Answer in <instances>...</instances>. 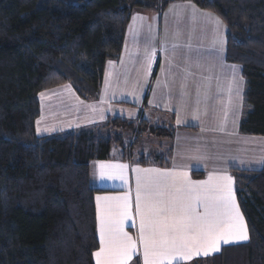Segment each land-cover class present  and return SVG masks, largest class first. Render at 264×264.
<instances>
[{"label":"trees","instance_id":"1","mask_svg":"<svg viewBox=\"0 0 264 264\" xmlns=\"http://www.w3.org/2000/svg\"><path fill=\"white\" fill-rule=\"evenodd\" d=\"M170 1L0 0V264H94L100 191L90 186V162L109 159L115 142L124 157L129 151L102 132L38 136L39 95L68 85L95 100L108 62L121 58L133 11ZM190 1L225 24V62L240 67L246 85L239 130L264 137V0ZM135 124L112 117L105 127L136 138ZM232 174L249 241L193 264H264V167Z\"/></svg>","mask_w":264,"mask_h":264},{"label":"rangeland","instance_id":"2","mask_svg":"<svg viewBox=\"0 0 264 264\" xmlns=\"http://www.w3.org/2000/svg\"><path fill=\"white\" fill-rule=\"evenodd\" d=\"M204 14L218 18L221 22L219 29L214 20ZM221 39L223 50L219 43ZM225 48L226 27L223 21L215 13L200 10L190 0H171L165 8L159 10L136 9L127 27L121 58L118 62H108L97 98L88 101L95 102L99 117L109 110L113 119L119 116L128 122H136L144 110L146 112L143 116L146 118L154 111L153 105L156 102H163L162 108H165L166 100L154 99V94L164 97L168 93H178L192 102L193 108L206 104L214 109L219 108L222 118L220 131L224 130L228 141L234 144V149L241 151V165L261 169L264 167V137L245 136L239 132L241 114L244 112L242 96L245 82L240 77V67L225 62ZM146 50L155 52L150 71L145 57ZM218 77L220 87L216 90L215 81ZM150 92L152 95L147 99ZM178 102L172 101V110H179L182 121L188 117L185 115L188 106L184 99L180 102L185 105ZM55 125L54 129L66 132L62 130L67 125L65 122L58 124V127ZM135 126L137 128V124ZM100 130L113 139L117 135L122 136L125 148L132 141L127 134L124 135L123 130L119 134L107 126H101ZM126 133L132 137L129 130ZM242 136L253 139L255 152H252L251 147L248 149V141ZM143 144H147L146 139L141 140L136 148L132 147L133 157L139 149L142 150Z\"/></svg>","mask_w":264,"mask_h":264},{"label":"snow or ice","instance_id":"3","mask_svg":"<svg viewBox=\"0 0 264 264\" xmlns=\"http://www.w3.org/2000/svg\"><path fill=\"white\" fill-rule=\"evenodd\" d=\"M204 15L214 20L219 29L218 18ZM219 43L223 50V40ZM145 57L150 71L154 50H146ZM198 118V112L193 111L192 119ZM180 123L177 110V124ZM39 124L37 121V133L48 131L42 130ZM128 169L127 164L99 163L93 175L101 182L120 181L127 186ZM131 171L136 174L134 210L127 192L95 198L100 245L93 253L95 264H130L133 257H137L134 264H141V260L142 264H182L193 257L219 253L222 246L249 239L232 176L210 174L206 181H193L185 171L139 167ZM137 219L139 225L134 237L125 231V223L131 221L136 227Z\"/></svg>","mask_w":264,"mask_h":264},{"label":"crops","instance_id":"4","mask_svg":"<svg viewBox=\"0 0 264 264\" xmlns=\"http://www.w3.org/2000/svg\"><path fill=\"white\" fill-rule=\"evenodd\" d=\"M240 77L242 78L241 73ZM215 85L216 90H218V86L220 87V77L216 79ZM42 93L44 94L43 96H41V93L39 95L40 116L38 117V121H40L39 127L42 130L48 129V131H41L40 133H37L38 125L36 122V133L40 137L49 136L53 134V132L63 133V131H61L59 128L54 129L55 124V126L58 127V124H61L63 122L67 124L63 126V128L65 129H62L66 130V132L89 130L94 131L95 133H103V131L100 130V127L105 126L107 120L113 117L112 114L108 113L109 110H107L105 113H101L99 117L98 109L94 107L95 102L81 99L68 85H63L54 89L46 90ZM217 93H220V91L215 92L214 94ZM151 95L152 92L148 94L147 99H149ZM153 97L154 99L163 98L164 100H166L165 108H162L163 102H156V106L153 105V108H155L154 111L150 112L146 118L143 116L146 111H143V114L140 116V118L135 120L137 122H135L137 124V129H140V127L142 126V134L139 137L134 138L133 135L132 137L129 136V134L126 133L127 130L125 128L112 129V131L117 130L116 134H119L121 130H123L122 132H124V135L127 134L128 138L130 137L132 139V141L129 142L128 145L129 154L124 157V150H122V148L115 142L113 144L114 149L112 146L109 159L94 160L90 162V186L93 189L100 191L95 195V198L97 196H121L127 192L130 193V199L134 210L136 174L133 173L131 169L136 167H139L141 169H158L161 171H185L188 173L189 178L193 181H206L209 179L210 174L215 176L226 173L227 175L233 177L234 192L236 190V183L235 178L232 174V169L256 170L251 166L243 167L241 165L239 160L241 157L239 153H241V151H237L236 149H234V144H231L228 141L225 134L223 133L224 130L220 131V122H222V118L220 119L219 108L214 109L208 107L207 104L203 106L199 105L193 108L192 102L188 101L184 96H181L178 93H168L164 95V97L154 94ZM183 99L188 106V111H185V115H188V117L184 118V120H182L180 124H177V111L172 110V101H179L178 104L185 105L184 102H180V100ZM243 110L245 111L244 105ZM193 111L198 112V117L200 116L198 119H192ZM92 113L93 115H90ZM243 113L241 114V119ZM53 121L55 122L54 125L51 124V122ZM152 127H164L165 130H167V133L161 136L153 135ZM241 135L251 136L242 133ZM243 138L248 141V149L251 147L250 149H252V152H255L256 147H253V139L251 140V138L247 137ZM120 139L122 140L121 143L123 144V137L120 136ZM143 139H146L147 144H143L144 147L142 148V150L139 149V152L137 154H134L135 157H133L134 152L132 150V147L135 146L136 148V146ZM245 160H247V158H245ZM99 163H120L129 165L128 185L123 186L120 181L101 182L97 180L94 177L93 172L95 166ZM138 225V219L136 220V227L132 226L131 221H127L125 223V231H127L129 235L135 237L137 234ZM97 237L99 241L98 231ZM248 241L249 239L247 241L237 242L228 246L245 244ZM224 247L227 246H222V249ZM220 252L214 253L208 257L216 256L220 254ZM208 257H193L191 261H185L182 262V264H193L194 260ZM93 259L95 264V258L93 257ZM136 259L137 257H133V261L130 262V264H133Z\"/></svg>","mask_w":264,"mask_h":264}]
</instances>
